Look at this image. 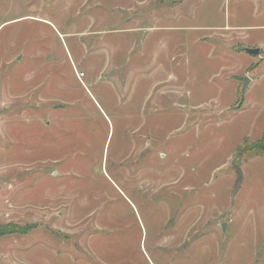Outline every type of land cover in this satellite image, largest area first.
<instances>
[{"label": "rangeland", "instance_id": "rangeland-1", "mask_svg": "<svg viewBox=\"0 0 264 264\" xmlns=\"http://www.w3.org/2000/svg\"><path fill=\"white\" fill-rule=\"evenodd\" d=\"M235 1L0 0V264H264Z\"/></svg>", "mask_w": 264, "mask_h": 264}, {"label": "crops", "instance_id": "crops-1", "mask_svg": "<svg viewBox=\"0 0 264 264\" xmlns=\"http://www.w3.org/2000/svg\"><path fill=\"white\" fill-rule=\"evenodd\" d=\"M236 6H243L237 8L236 11H238V16H246L249 17V20L252 22V24H249L247 26L245 25H225L224 29L226 32H224V39L231 47H242L238 53L239 60L242 59L244 62L242 66H240V63L237 67V65H231V67L228 70V74L233 73L235 71H239L240 69H243V76L241 77L240 81H238L241 85L240 87L243 89V83L246 77L250 78V84L249 88L246 90V92L255 90L260 85V73L262 70H264V58L261 56H252L248 54L246 49H264V0H236ZM244 5H252L253 7V14L250 16L247 11V6ZM249 29L251 32H254V35H243L241 30L243 29ZM244 52L246 55H243ZM232 58V57H231ZM233 59V58H232ZM233 71V72H232ZM226 76V75H225Z\"/></svg>", "mask_w": 264, "mask_h": 264}, {"label": "trees", "instance_id": "trees-1", "mask_svg": "<svg viewBox=\"0 0 264 264\" xmlns=\"http://www.w3.org/2000/svg\"><path fill=\"white\" fill-rule=\"evenodd\" d=\"M261 145V146H260ZM254 151L257 153V154H264V138H263V141H262V143L261 144H258L256 147H255V149H254ZM110 176H111V178H113L115 181H117V182H119V180L117 179V177L116 176H114L113 174L111 175L110 174ZM240 182V181H239ZM238 182V183H239ZM119 184H120V186H121V182H119ZM118 185V184H117ZM116 185V186H117ZM123 187V189H125V187L124 186H122ZM140 193V192H139ZM134 197V196H133ZM144 198V197H143ZM133 199V198H132ZM138 197L137 198H135V199H133V205L135 206V207H137L138 208V206H139V209H143V208H141V206H140V202H138ZM137 203V204H136ZM130 203H128V205H129ZM131 205V204H130ZM129 205V206H130ZM136 205H138V206H136ZM135 213V212H134ZM157 213V212H156ZM20 231V228H12V227H2V228H0V238H2L3 236H6V235H11V234H16L17 232H19ZM150 231V230H149ZM150 233V232H149ZM114 245H116L115 243H114ZM121 264H131V262L129 261V260H127L126 261V258L124 257V258H122L121 259ZM157 264V263H156Z\"/></svg>", "mask_w": 264, "mask_h": 264}, {"label": "water", "instance_id": "water-1", "mask_svg": "<svg viewBox=\"0 0 264 264\" xmlns=\"http://www.w3.org/2000/svg\"><path fill=\"white\" fill-rule=\"evenodd\" d=\"M246 52L252 56H259L261 54V49L259 48H255V49H246ZM250 78L249 77H246L245 80H244V83H243V88L244 90H247L249 87V84H250ZM226 228V225H224V229Z\"/></svg>", "mask_w": 264, "mask_h": 264}, {"label": "built area", "instance_id": "built-area-1", "mask_svg": "<svg viewBox=\"0 0 264 264\" xmlns=\"http://www.w3.org/2000/svg\"><path fill=\"white\" fill-rule=\"evenodd\" d=\"M259 56H261L262 58H264V49H261V54Z\"/></svg>", "mask_w": 264, "mask_h": 264}]
</instances>
